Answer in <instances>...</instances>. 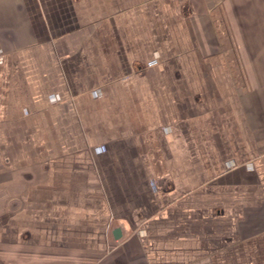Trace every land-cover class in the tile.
<instances>
[{"label":"crops","instance_id":"crops-1","mask_svg":"<svg viewBox=\"0 0 264 264\" xmlns=\"http://www.w3.org/2000/svg\"><path fill=\"white\" fill-rule=\"evenodd\" d=\"M0 264H264V0H0Z\"/></svg>","mask_w":264,"mask_h":264},{"label":"water","instance_id":"water-1","mask_svg":"<svg viewBox=\"0 0 264 264\" xmlns=\"http://www.w3.org/2000/svg\"><path fill=\"white\" fill-rule=\"evenodd\" d=\"M113 235H114V238H115L116 240L121 239L122 236H123V232H122L121 228H117V229H115L114 232H113Z\"/></svg>","mask_w":264,"mask_h":264}]
</instances>
